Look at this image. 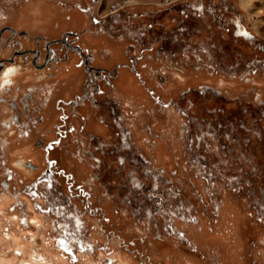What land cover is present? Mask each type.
<instances>
[{"label": "rangeland", "instance_id": "1", "mask_svg": "<svg viewBox=\"0 0 264 264\" xmlns=\"http://www.w3.org/2000/svg\"><path fill=\"white\" fill-rule=\"evenodd\" d=\"M25 1L30 8L46 3L64 13L74 10L80 13L76 25L87 29L91 24L96 27L89 8L98 18L141 12L145 15L138 22L147 26L153 17L160 18L174 41L164 50L144 46L140 53L131 47L132 38L124 35L128 52L143 57L145 71L153 77L147 81L152 104L145 118L135 115L136 110L122 113L120 107L121 128L110 110L98 112L96 121L111 126L100 137L90 134V123L82 127L76 122L74 135L61 147L77 157L76 165L61 162L68 203L54 183H41L37 192L28 187L40 171H26L16 163L42 158L43 150L35 149L32 137L9 136L0 123V264H264V67H250L246 61L263 53L260 45L250 46L242 37H236L238 44L229 49L224 42L228 37L217 32L206 11H188L198 23L186 36L183 28V3L211 1L218 10L227 8L239 17L251 34L264 38V0L0 3L7 8L9 3L25 6ZM60 19L67 25L75 18ZM110 29L115 35L126 31L120 21ZM164 72L168 78L161 81L159 74ZM121 73L120 84L133 82L127 67ZM216 106L223 111H212ZM47 113L55 116L51 110ZM217 120L223 122L224 148L217 144ZM132 152L141 153L134 155L140 168L156 174L154 182L161 191L176 190L185 218L180 211L169 212L175 198L146 200L148 209L137 210L140 217L130 212L125 187ZM201 158L208 160V169ZM66 184L82 188L88 196L69 198Z\"/></svg>", "mask_w": 264, "mask_h": 264}, {"label": "flooded vegetation", "instance_id": "2", "mask_svg": "<svg viewBox=\"0 0 264 264\" xmlns=\"http://www.w3.org/2000/svg\"><path fill=\"white\" fill-rule=\"evenodd\" d=\"M7 5V8H5L4 3H0V7H4L3 13L0 12V113L4 116L0 117L2 118L0 123L9 130V136H15L19 133L22 136L24 135V137H32L35 149L43 150V159L41 158L39 163L32 160L26 161L25 158L19 159L23 165L16 163L19 168L26 171L28 170L27 168L31 170L30 172L40 171L39 176L34 178L28 187H35L37 192L41 183H47L48 185L49 183H54L56 188L62 190L60 193H62L63 202L68 203L69 199L65 198L64 194L65 184H62V178L66 180V177H64L65 172L58 167L56 160H52L50 156L51 150L64 144L65 140H69L74 135L77 121L80 126H86V119L79 110L80 107L86 104H93L98 112L110 110L116 126L118 128L122 127L118 103L107 97L95 96V94H102L99 91V86H96L95 92L91 90V83L94 85L98 84V79L102 75H105L102 77L103 80L110 82L109 78L118 73L119 67L107 70L103 67L92 66L91 55L76 42L78 34L72 30H65L60 36L55 38H47L38 32H32L26 25L15 24L17 20H22L26 23V17H14L12 15L9 7L17 5L16 3ZM44 8L46 10V6ZM227 10V8L218 10L217 7L212 6L211 1L208 2V5H205L202 1L199 3H183L184 35L190 34V30H193L198 23L196 17L192 16L188 11L200 13L206 11L214 18L217 32L228 37V40H224V42H227L229 49L237 43L236 37H242L249 45H260L259 50L263 55L257 59L253 57L249 60L246 59V61H248L250 67H258L259 65L264 67V38L247 31L241 19ZM88 12L90 19L96 24L99 31L111 30V24L113 22L118 24V21H120L121 29L126 30L123 33L120 31V33L130 36L133 40L131 47L135 50L138 49L140 53L145 50L144 46L152 49L157 46V50H164L174 41L170 34H166V24L160 18L153 17L152 22L145 26L143 22H138V19L145 15L141 14V12H136L132 15L122 13L114 18L108 16L98 18L99 16L95 15L91 8L88 9ZM157 23L164 24L159 25ZM71 54L79 56L81 66L90 77L89 85H87L82 95L71 98L58 97L54 107L56 120L51 127L45 128L41 132L39 125L47 119L43 113V107L50 89H44L45 87L42 85L23 90L13 81V76L17 73H22L28 66L35 71L39 82L51 79L55 74L54 65L67 62ZM129 59L134 64L138 59V54L136 57L129 53ZM43 70L48 71V73L45 75L38 73ZM6 72L7 75H5ZM5 80L9 81V83H5ZM37 91L41 93V101L36 96ZM8 176L13 178V172H9ZM3 184L7 186L8 182L5 180ZM66 186L65 190H68L71 195H67L69 198L78 195L88 196L87 194L85 195L82 188L81 190H74L73 186L68 184Z\"/></svg>", "mask_w": 264, "mask_h": 264}, {"label": "crops", "instance_id": "3", "mask_svg": "<svg viewBox=\"0 0 264 264\" xmlns=\"http://www.w3.org/2000/svg\"><path fill=\"white\" fill-rule=\"evenodd\" d=\"M44 6H46V10ZM9 8L14 17H26V23L22 20H17L15 24L26 25L32 32H38L47 38L58 37L65 30H72L78 34L76 42L84 47L91 55L92 66L103 67L107 70H113L115 67H119L118 73L109 78L110 82L103 80L102 77L105 75H102L98 79V84L94 85L91 83L92 92H95L96 86H99V91L102 93L95 94V96L107 97L116 101L119 104V109L121 107L122 113H125V110L128 109L129 112L134 114V111L132 110H136L135 115L138 117H146V111H148L147 106L152 104V96L150 95V90L147 85V81L149 80L148 77H151V75L149 72L145 71L147 64L144 62L145 60L142 56V58L137 59L134 64L130 61L128 52L129 47L127 44L124 45L125 37L122 33H116L118 36H121L116 37L117 35L113 34V32L111 33V30L99 31V28L95 27L93 24H91L90 29H87V27L82 24L76 25V18L80 15V13H77L74 10H72L71 13H64L59 9H54L51 5L46 3L40 4V7L38 8H30L27 2L25 6L11 5ZM64 15H66V17L70 20L72 17L75 19L74 21H69L66 25L67 22L60 19V16ZM68 26L70 27L68 28ZM122 67H127L133 74L134 80L131 84H120ZM53 70L55 72L54 76L43 82H39L37 80L35 71L28 66L22 73H17L13 76V81L23 90L29 87L42 85L45 87L44 89H50L43 107V113L47 119L44 123L39 125L41 129L51 127L54 124L56 116L50 117L47 111L51 110L54 114L56 113L54 107L55 101L58 97L71 98L82 95L87 85H89L90 77L81 66L79 56L77 54H71L69 60L65 63L55 64ZM142 71H145L144 74L147 75V78L142 76ZM38 73L45 75L48 71L43 70ZM166 75L167 72H164L162 75L159 74L160 80L165 81L168 78ZM36 96L41 101V93H39V91H37ZM219 108L221 107L219 106ZM216 109L217 107L213 108L212 111H215ZM79 110L83 113L86 123H90L92 127L91 129H93V132L90 131V134L93 133L92 135H95L96 137L107 134L106 131L109 130L111 126L106 124L104 121H96L95 117L99 113L93 104H86L85 106L80 107ZM218 113H220V111H218ZM123 124L124 123L122 122V125ZM124 143L125 142L122 140L121 145ZM62 145L54 147L51 150L50 156L52 160H56L59 168H61V162L62 164L66 163L67 165V163L73 161L76 165L77 157L75 154L73 156L69 148L61 150ZM26 148H28V146ZM27 160L39 163L41 157L36 156L34 158L26 159V161Z\"/></svg>", "mask_w": 264, "mask_h": 264}, {"label": "trees", "instance_id": "4", "mask_svg": "<svg viewBox=\"0 0 264 264\" xmlns=\"http://www.w3.org/2000/svg\"><path fill=\"white\" fill-rule=\"evenodd\" d=\"M216 107H217V109L214 111L215 113H218V111H220V112L223 111L222 107L221 108H219V106H216ZM217 126H218L216 128L217 129V135H216L217 144L221 148H224L226 135H225V132L220 131V129L223 127V122L220 120H217ZM197 147H196V149H198ZM200 149H199V153H202L203 157L207 158L206 155L204 156L205 151L202 152V151H200ZM138 154L141 155V153H139V152H136V153L132 152L131 154L129 153L130 159L128 160V161L132 162L131 163L132 168H131L130 172L127 174L126 182L128 185L125 187V189H128V191H126V192H127V194L129 193L128 197H127L128 201H127L126 205L129 206L130 212L131 213L134 212V214H136L137 216L140 217V214H139L140 212L137 214V210H147L148 209V206L144 205V203H146V200H149L150 202L155 201L158 203V202H163L164 198H166L165 200H168V199L172 200L173 198H175L176 204L173 203V207L171 206L169 212L174 215V214H177L178 211H180L179 212L180 216H183V218H185L186 217L185 214L181 213L183 211H181L178 208L180 206L178 205L179 204L178 199H177L178 194H177V192H175L176 190H174L173 187H167L161 191L162 188H158L156 185V182H154V178L155 177L158 178L156 176V174L155 173L151 174L152 171H150V170L147 171L145 168L142 169V167L140 168V162H139L138 158H136L134 156V155H138ZM207 159L206 160H204V158L203 159L201 158V160L199 159L200 160L199 162H201L202 165L204 167H206V169H208V164H207L208 160ZM140 173L142 176L145 175L144 176L145 178L144 177L141 178ZM203 176L206 178L205 173L203 174ZM169 185L170 184L168 183V186ZM229 187H231V185H229ZM231 189L234 190L232 187H231ZM176 208H178V209H176ZM161 209L164 210L165 208L161 207Z\"/></svg>", "mask_w": 264, "mask_h": 264}, {"label": "clouds", "instance_id": "5", "mask_svg": "<svg viewBox=\"0 0 264 264\" xmlns=\"http://www.w3.org/2000/svg\"><path fill=\"white\" fill-rule=\"evenodd\" d=\"M9 71H11V69H9ZM5 75H7V72L5 73ZM5 83H9V81L5 80Z\"/></svg>", "mask_w": 264, "mask_h": 264}]
</instances>
